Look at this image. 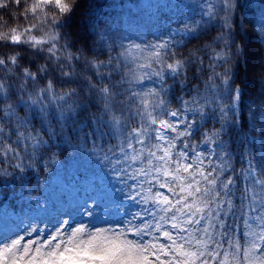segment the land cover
Segmentation results:
<instances>
[{
    "label": "snow or ice",
    "instance_id": "snow-or-ice-1",
    "mask_svg": "<svg viewBox=\"0 0 264 264\" xmlns=\"http://www.w3.org/2000/svg\"><path fill=\"white\" fill-rule=\"evenodd\" d=\"M191 4L130 34L92 0H0V178L35 191L82 152L102 180L55 217L36 200L0 264H264V21Z\"/></svg>",
    "mask_w": 264,
    "mask_h": 264
},
{
    "label": "trees",
    "instance_id": "trees-1",
    "mask_svg": "<svg viewBox=\"0 0 264 264\" xmlns=\"http://www.w3.org/2000/svg\"><path fill=\"white\" fill-rule=\"evenodd\" d=\"M92 3L98 4L95 13L98 20L107 22L113 27L122 28L130 34L137 31L155 32L171 20L192 11L191 0H92ZM240 3L246 21H253V23L264 21V0H240ZM252 35L258 36L256 33ZM248 39L250 40L251 36ZM248 103L247 100L243 102L242 114H246ZM259 150H261L260 143L250 141L248 151L257 155L258 158ZM235 166L239 168V162ZM95 171V166L89 161L87 155L76 152L61 157L60 162L52 165L50 173L45 177L44 185L42 187L34 185L35 191L22 190L15 186L12 179L0 178V218L7 215L12 220V217L35 215L36 200L47 202V212L41 211L42 216H49L61 206L68 207L71 199L77 200L78 193L90 190L98 181L102 183ZM237 179L239 190V178ZM34 197L36 199H33ZM89 225H91L90 230L94 227H115L104 221H97L94 225L89 222Z\"/></svg>",
    "mask_w": 264,
    "mask_h": 264
},
{
    "label": "rangeland",
    "instance_id": "rangeland-1",
    "mask_svg": "<svg viewBox=\"0 0 264 264\" xmlns=\"http://www.w3.org/2000/svg\"><path fill=\"white\" fill-rule=\"evenodd\" d=\"M75 206H76V201L71 200L69 207L66 208V207L63 206L58 211L52 213L49 216L55 217V216L61 215L64 212H68V210L70 208H74ZM0 217H1V214H0ZM22 218L23 217H20V218L12 217V220H10L7 215L3 216L2 219L0 218V231L5 230V229H13L14 228V222H16V221H18V220H20ZM4 221H8V222H4ZM85 223L88 225V227L91 226V225H89V221L88 220H85ZM69 224H70V226H74V225L71 224V221L69 222Z\"/></svg>",
    "mask_w": 264,
    "mask_h": 264
}]
</instances>
